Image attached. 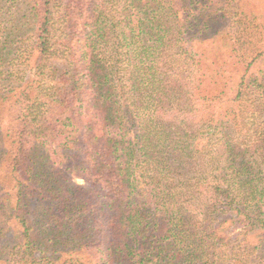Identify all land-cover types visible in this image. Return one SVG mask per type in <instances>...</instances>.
Segmentation results:
<instances>
[{
    "label": "trees",
    "instance_id": "trees-1",
    "mask_svg": "<svg viewBox=\"0 0 264 264\" xmlns=\"http://www.w3.org/2000/svg\"><path fill=\"white\" fill-rule=\"evenodd\" d=\"M256 1L0 0V264H264Z\"/></svg>",
    "mask_w": 264,
    "mask_h": 264
},
{
    "label": "rangeland",
    "instance_id": "rangeland-1",
    "mask_svg": "<svg viewBox=\"0 0 264 264\" xmlns=\"http://www.w3.org/2000/svg\"><path fill=\"white\" fill-rule=\"evenodd\" d=\"M258 1V0H257ZM256 1V2H257ZM76 182L80 185H85V182L82 179H77Z\"/></svg>",
    "mask_w": 264,
    "mask_h": 264
}]
</instances>
